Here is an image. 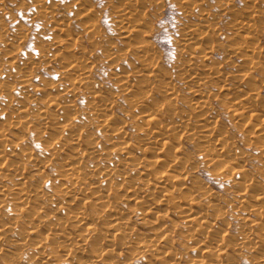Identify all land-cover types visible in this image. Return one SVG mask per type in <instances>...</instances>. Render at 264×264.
<instances>
[{"label": "bare ground", "instance_id": "obj_1", "mask_svg": "<svg viewBox=\"0 0 264 264\" xmlns=\"http://www.w3.org/2000/svg\"><path fill=\"white\" fill-rule=\"evenodd\" d=\"M67 1L0 0V264H264V0H108L113 41ZM165 1L169 68L148 24ZM11 4L60 34L36 39L37 62ZM71 9L93 51L71 19L52 25ZM102 61L117 93L99 90ZM53 62L57 83L33 85Z\"/></svg>", "mask_w": 264, "mask_h": 264}, {"label": "rangeland", "instance_id": "obj_2", "mask_svg": "<svg viewBox=\"0 0 264 264\" xmlns=\"http://www.w3.org/2000/svg\"><path fill=\"white\" fill-rule=\"evenodd\" d=\"M85 1H86V8H90L92 6L96 7L97 9L96 14L98 17H101V20H102L101 22L102 29L106 32L108 36H110L109 38L111 41L115 40L116 39L115 36L111 35L109 32L110 28L113 25V21H110L108 17V13L111 11V7L109 6L108 0H85ZM50 2L54 4L55 3H58V4L65 3L66 5L71 4V2L67 0H50ZM26 3H29V0H27ZM13 5L12 4L8 5L9 13L13 15V18L12 20H10L9 25L12 28L18 27L19 25H23L25 28L28 29V33H30V36L28 37L26 42L22 44L21 48L23 50V53L33 55L35 57L34 61L37 62L38 57H36L37 53L35 52V47H34L35 46L34 43L36 39L38 38L40 41H49L50 39L54 37L55 38L59 37L60 34L55 33L52 30H49L50 28L49 26H44L38 21H35L33 23V21L30 20L31 17L29 16L30 12H27L28 10L23 12V11H20L19 8ZM175 6L176 5L174 2L165 1L164 7L162 8V10H160V12L151 11V14L148 15L149 27L154 29L151 42H153L156 48L163 54L164 56L163 65L166 68L167 67L169 68V64H171V60L173 59L176 51L178 50V48H176V46L173 44V40L178 38V35L176 32V26L180 18L179 11L176 10ZM78 14H81V12H75L73 9L64 11L61 13V16L55 19V22L52 25H54L55 23L59 22L62 19H66V18L71 19L69 28L70 30L74 31L75 35L80 34L79 35V37L81 36V38L79 39L80 48L85 47L89 51H93V48L91 44H89L88 39L81 35V33H83L82 28H81V23L83 24L84 21L81 20V18L76 17V15ZM63 48L64 47H60L58 49H63ZM119 48L121 49L122 46H120ZM52 53H57V51L53 50ZM95 54L96 56H94L92 61H97L99 58H101L102 54L100 53V51L95 52ZM214 59L220 60L221 58L218 55H215ZM109 64L111 63H105V61L97 62L95 76H96V79L100 81L99 90L105 91L108 88H110L113 93H117L118 92L117 88L111 87V84L113 83V81L102 82V79L108 76L113 77L110 75L112 70L108 68ZM62 66L63 65L58 64V62H53V63H50V65L48 66L40 68L37 71V77L32 82L33 85L40 87L42 83H46L49 85L53 83H57V81L59 80L58 73ZM137 66L138 64L135 61V56L133 54H130L129 56H127L126 60L120 64V68L123 71H131L133 68H136ZM45 96H43L42 98H44ZM78 104L82 105L83 99L78 100ZM117 106L119 108H122L124 106L123 101L120 98L117 100ZM123 108L125 109V107ZM114 112H115V116L121 122H126V129H125L126 132L129 134L135 133L134 131L135 130V120L133 119V117H131L132 114L125 115V112L120 109H116ZM126 113H127V106H126ZM192 148L193 146L190 144L186 146L187 151L191 150ZM200 174L203 176L205 175V172L202 171L200 172ZM177 217L179 216L169 215L168 217L169 224L171 222L175 223L177 221ZM175 228L179 230L181 229V225L178 224L177 227ZM137 229L138 231L141 229L140 231L142 232L147 231L145 230L146 228L137 227Z\"/></svg>", "mask_w": 264, "mask_h": 264}]
</instances>
